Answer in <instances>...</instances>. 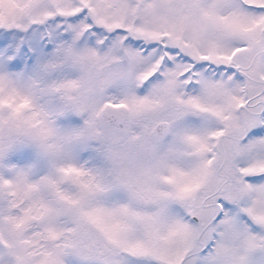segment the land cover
I'll list each match as a JSON object with an SVG mask.
<instances>
[{"label": "snow or ice", "instance_id": "1", "mask_svg": "<svg viewBox=\"0 0 264 264\" xmlns=\"http://www.w3.org/2000/svg\"><path fill=\"white\" fill-rule=\"evenodd\" d=\"M0 264H264V0H0Z\"/></svg>", "mask_w": 264, "mask_h": 264}]
</instances>
